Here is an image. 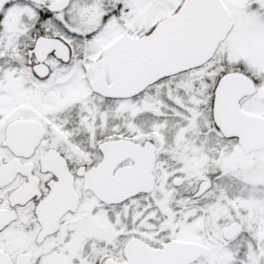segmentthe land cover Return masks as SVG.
Listing matches in <instances>:
<instances>
[{
	"label": "snow or ice",
	"instance_id": "snow-or-ice-1",
	"mask_svg": "<svg viewBox=\"0 0 264 264\" xmlns=\"http://www.w3.org/2000/svg\"><path fill=\"white\" fill-rule=\"evenodd\" d=\"M0 264H264V0H0Z\"/></svg>",
	"mask_w": 264,
	"mask_h": 264
}]
</instances>
